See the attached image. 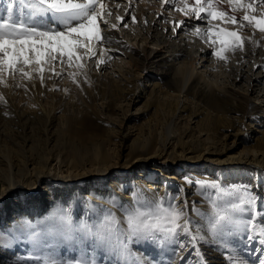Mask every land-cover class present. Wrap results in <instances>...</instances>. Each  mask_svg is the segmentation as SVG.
Returning <instances> with one entry per match:
<instances>
[{
  "label": "bare ground",
  "instance_id": "obj_1",
  "mask_svg": "<svg viewBox=\"0 0 264 264\" xmlns=\"http://www.w3.org/2000/svg\"><path fill=\"white\" fill-rule=\"evenodd\" d=\"M143 1H145L144 5L141 4L140 7H137V4L130 0L122 2L121 0L120 2L117 0H99L104 11H102L97 23L105 39L99 45L98 57H86L82 61L85 65L84 70H87L85 61L88 63L93 61L96 69L100 67L104 69L110 65L112 60L128 59L131 66L129 72L134 76L135 92L138 91V94L140 90L137 83L141 79L139 77L141 75L137 71L148 64L149 67L157 71L158 76L167 80V87L177 91L179 95L174 100L168 101L166 98L165 100L162 98L163 103L158 102V107L167 115V118L163 116L165 122L163 128L165 130L158 131L146 144L142 145L140 151L134 156L133 162L128 165L117 163L118 161L110 154L111 145L99 140L93 134L83 135L78 129L67 126L62 128L64 133L59 142L51 135V130L55 127L53 111L55 98L46 91L54 86L53 78L60 76L56 66L54 72L59 75L46 70L43 81H41L39 73H34L31 79L23 77L19 73L14 76L5 73L0 78V97H2L0 99V264L2 261L4 264H30L32 260L35 261L32 256L34 250L44 248L41 253L42 257L52 253L50 247L47 246L48 244L55 249V252L65 251L62 254L56 253V256L66 260L72 258V253H68L71 250L66 251V245L74 241L82 244L86 236L81 229L84 227L95 229L96 226L105 221L113 226L111 227L113 232L122 234V239L127 242L125 258L131 264L133 261L143 264L145 260L151 264H169L170 258H173L171 264H199L201 252L205 248L209 250L211 247L208 244H201L202 239L205 238L203 236L208 233L207 218L213 217L218 211H224L233 200L236 205L234 206L237 211L239 210L238 212H246L248 207L252 209L251 212H246L250 220H255L257 226L261 230L264 229V207L260 205V194L264 193V155L261 157L254 155L236 161H230L226 158L222 160L211 159L208 161L210 162L209 165L204 166L205 164H201V160H207L206 154L209 152L202 150L203 152L195 153L193 148L187 146V142L174 134V128L182 117L181 110L186 111L180 95L187 92L197 93L201 98L206 99V103L210 104L216 112L214 116L220 120H227L226 114L229 111L244 114L245 111L250 110L251 115H244L243 117L249 119L254 117L255 122L264 121L262 119L264 114L257 111L260 105L257 108L250 105L248 109L239 106L233 97V88L230 85L233 83L229 82V77H225L221 81L217 77L199 75L197 70L200 62L206 60L210 53L215 68L230 63L231 66L228 67V70L233 75L232 80L246 77V86L248 89L251 88L250 90L253 92L255 88L252 80L256 77L254 67L263 63L261 56H264L261 47L258 50L259 39L257 40L253 34L250 35V38L240 35L244 40L243 49H237L234 52L228 51L226 53L227 60H219L212 54L214 48L209 47L210 41L205 38L204 34H197L193 27L188 29L190 25L196 23L194 21L183 24L176 23L175 26H173L172 20L168 21L170 23L169 28H172L170 34H165L162 30L154 28L158 24V16L161 13L159 11L160 5L175 6L180 3L184 6L186 2L189 7H194L195 0H156L159 2L156 11L149 6L151 4L147 3L146 0ZM217 2L223 10H229L228 0H217ZM242 2L255 4L259 0H242ZM237 10L239 12L235 11L234 14L238 18L246 14L243 10ZM260 12L256 15L264 17V12L261 10ZM109 13L116 16L115 21L106 18ZM202 15L206 17V13ZM103 21L108 22V27L111 25L116 27H111L106 31L100 27V22L104 24ZM218 21L220 23L215 22L214 27L231 31L225 27L228 22L227 19ZM180 26L185 30L188 29L186 30L188 31L186 42L167 50L166 42L174 36L173 34ZM197 26L200 27V25ZM245 27L252 28L251 32L252 30L254 32L255 30L260 31L254 26H240V29ZM126 28L130 29L131 36L134 34L131 43L123 41L118 35L122 29ZM206 28L207 26H204L202 29ZM141 30L144 32V36L140 37L139 41L145 43V46L138 44L136 47L135 43H137ZM198 39L206 46L196 48ZM225 39L230 38L225 37ZM185 47H191L193 51L187 53ZM109 50L116 53L115 58L109 55ZM257 54L258 56H254ZM184 55H186V60L182 63L180 59ZM250 55L252 57L250 61L245 58V67L249 68L247 75L242 71L244 68L241 67V69L240 65L235 70L233 69L234 65L241 64L244 57ZM97 59H102L104 62L98 64ZM74 69L78 72L80 70L75 66ZM257 73L260 74L261 72L258 71ZM197 77L200 78L197 79ZM157 87L159 85L154 83L151 93ZM260 91L261 100L259 96L256 98L259 97L257 99L262 102L264 101V84ZM49 100H51V104ZM54 110H57V106ZM206 114L207 116L211 115L210 113ZM242 123L244 122L242 121ZM34 127L37 128L33 130ZM239 127L242 129L241 126ZM37 132L38 135H35L34 133ZM152 158L157 159L153 160ZM216 165L223 167L215 169ZM187 170H192V175H196V171L203 170L205 174L200 173L199 175H204L206 178H211V176L224 177L229 180L228 182L232 181L230 186L235 184L232 188L239 186L238 181L241 180L245 184L251 182V186L254 187L248 188V191L234 189L230 194L217 188L216 195L213 193V198L208 199L207 191L204 189L200 188L198 192L195 188H188L189 185L187 186L183 181V171ZM171 171H174L173 174H170ZM117 172L121 174L114 176L113 174ZM172 179L176 180L178 184L179 198H183L181 202L172 203L168 197L167 186ZM107 182L109 183L107 184ZM125 184H129L132 189L128 194L125 192ZM42 189L48 191L44 201L41 200L40 196ZM84 189L86 192L83 191ZM112 191L115 195L111 193ZM219 196L227 203L220 202L214 206L213 202ZM194 198L202 203V209L206 210V215H208L205 216L206 220L201 223L200 230L196 229L197 226L194 224L198 221L196 220L197 217L194 216ZM120 199L124 200V204L117 206ZM169 200L171 204L178 206L185 212L186 219L179 222L181 227L184 224L188 225L184 231L179 228L176 230L174 245L178 244L180 247L178 248L179 253L175 257H169V249L163 246L162 248L153 247L154 249H151L141 247V244L138 245L141 238L129 232L126 217H122L123 209L131 211L143 204L146 206L143 210H149L150 206L151 210L154 211L158 202H161L163 207H168ZM10 203H13L14 206L10 207ZM39 203H41L39 207H36ZM61 216L70 218L73 231L67 235L60 229L59 217ZM113 218L115 222L111 223ZM34 233L39 234L38 240L33 239ZM208 235L212 234L208 233ZM193 237L199 239H193ZM88 238L95 240V237ZM31 241L32 247L30 248L28 246ZM243 243L244 241L239 242L238 248ZM98 248L105 250V254L102 252L95 254L98 264L122 263L123 255V257L117 256L118 253H116L115 257H111L114 256L115 247L98 245ZM252 249L254 252L250 255L241 256L247 264H261V261H264V244L260 243ZM210 252H214V250H210ZM221 256L228 261L229 257L225 254ZM207 258L211 264H220L216 255Z\"/></svg>",
  "mask_w": 264,
  "mask_h": 264
},
{
  "label": "rangeland",
  "instance_id": "obj_2",
  "mask_svg": "<svg viewBox=\"0 0 264 264\" xmlns=\"http://www.w3.org/2000/svg\"><path fill=\"white\" fill-rule=\"evenodd\" d=\"M117 1L120 2V0ZM122 1L124 0H121V2ZM130 1H132V3L135 2V4H137V7H140L141 4L144 5L145 2L143 0ZM146 1L147 3L151 4L149 5L151 8L155 9V11L157 10L156 7L157 4H159L158 1ZM176 7L183 8L184 6L180 3L176 4L175 6L160 5L159 11H161V13L158 16V24H156L154 28L162 30L165 34H170L172 32V28H169L170 23L168 21L171 20L173 26L174 22L188 23L192 21L196 22V25H200L201 28L207 26V19L204 22H201L197 20L194 14H185V12H181ZM260 10L264 12V5H261L257 9L256 14L261 13ZM106 18L111 19L112 21L116 20V16L113 13H109L108 15H106ZM227 21V26H225L227 29L231 31H237L242 37L250 38V35L253 34L257 40L259 39L258 50H260L261 47V50L264 52L263 32H260L258 30H255V32L254 30H252L251 32L252 28L249 27L240 29L237 24H234L229 20ZM215 22L217 24L220 23L218 20L212 21L213 24ZM103 26H105V24H102L100 22V27L104 28L106 31L111 28ZM121 28H123V26H121ZM190 28H192V25H190L188 29ZM186 30L181 28V26L177 28V30L173 34L174 36L166 42L167 50H170L177 44L186 42V37H188V31ZM139 32L140 35L138 36V39L136 41L137 43H135L136 47L138 46V44H140V46H145V43L139 41V38L144 36V32L142 30ZM118 35L123 41L128 43H131L132 39L134 38V34L133 36H131V31L129 28L122 29V31H120ZM200 46L204 47L206 46V44L198 39L196 48ZM192 51L193 49L191 47H188L186 49L187 53ZM109 55L111 57H114L116 56V53L112 52V50H109ZM254 56H258V54ZM245 58H248V61H250L252 57L251 55L249 57H244L242 63L234 65L233 69L235 70L236 67L240 65V68H244H241L242 71L245 73V75H247L249 68L245 67ZM180 60L183 63L186 60V55H184ZM128 61L129 60L126 58H122L117 61L112 60L110 65L104 69H102V67L96 69L93 61L89 63L85 61L87 70H79V72L75 71L74 66L69 67L60 63L55 64L56 68H58L59 70L60 76L57 78H53L54 81L52 82H54V86L48 89L46 93L52 94L55 98L53 101L55 127H53V129L51 130V135H53V137L57 139L58 142L63 137L64 132L62 128L72 126L75 129H78V131H80L83 135L93 134L94 136H97L99 140L105 141L107 144H110L112 147V151H110V154L118 161L117 163H119L120 165H128L130 162H133L134 156H136L137 152L140 151L139 149L142 147V145L146 144L150 140V138L153 137L158 131L165 130V128H163L165 125L163 116H166L167 118V115L164 113V111L162 112V109L160 107H158V102L163 103L161 101L162 98L163 100H165L166 98L168 101L176 99L177 96H179L177 91L168 88L167 80L165 78H161V76H158V74H156L157 71L154 68L149 67L148 64H145V67L143 66L137 71L141 75L139 76L141 79H139L137 83L140 90L138 94V91L135 92L133 81L134 76L131 72H129L131 66ZM212 61V55L209 53L206 57V60L201 61L197 66L198 74L203 76H211V78L217 77L221 81H223L225 77H229V82L233 83L230 84L233 88V97L235 98L239 106L241 108L248 109L250 105L255 106L256 108L258 107V105H260V108H257V111L261 114H264V101L260 102L262 98L260 97V89L264 84V56H261V62L263 63L258 64L254 67V74L256 77H254L252 80V84L255 88V91L253 90V92L250 90L251 88L248 89V87L246 86V77L234 81L232 80L233 75L231 74L230 70H228V67L231 66L230 63L222 64L219 67L215 68L212 64ZM140 66L141 65L139 64V67ZM258 71H260L261 73L258 74ZM73 75H75L76 77V82L73 81ZM199 78L200 77H197V79ZM154 83L158 84L159 87L155 88L151 93V88ZM256 96H259L260 100L257 99L259 97L256 98ZM180 98L181 102H184V109L186 111L183 112V110H181L182 117H180V121L174 128V134L178 135V137L181 138L184 142H187V146L193 148L195 153L202 150H207V152H209V154H206L208 156V159L201 160V164H205L204 166H208L210 163L208 161H210L211 159L222 160L226 158L230 161H236L254 155L260 157L264 155V121L255 122L254 117H252L251 119H249L248 117H243L244 115H251L250 110L245 111L244 114L241 112L229 111L226 114L227 120H220L218 117L214 116L216 112L214 111L212 106L210 104H207L206 99L201 98L197 93H183L182 95H180ZM49 101L51 104V100ZM56 106L57 110L55 111L54 109ZM206 113H210L211 115L207 116ZM262 119L264 120V118ZM258 120H260V118H258ZM242 121L244 123H242ZM239 126H241L242 129ZM35 128L37 127H34L32 129L34 130ZM34 134L38 135V132ZM125 135L128 136L125 137ZM152 159L156 160L157 158ZM217 167L222 168L223 166L216 165L214 168L216 169ZM217 171L219 172V169ZM173 172L174 171H171L170 174H173ZM196 172V175H192V170H187L185 172L183 171V181L187 184V186L189 185L188 188H195L197 191H200V188H202L207 191L208 199L213 198V193L216 195L217 188L221 189L222 191L229 192L230 194L234 189L248 191V188L254 187L251 186V182L245 184L241 180L238 181L239 186L232 188L233 185L235 186V184L230 186L232 181L228 182L229 180L224 177L211 176V178H206L204 175V177L199 175L200 173L205 174V171L199 170ZM118 174L121 173L117 172L113 175L118 176ZM108 183L109 182H107V184ZM129 184L124 185L125 192L127 194L132 190L131 187H129ZM177 185L178 184L176 183V180L172 179V181L167 186L169 192L168 197L172 201V203H175V201L181 202V200L183 199L182 197L179 198L180 190L178 189ZM83 191L86 192L85 189ZM111 193L115 195L113 191ZM47 195L48 191L42 189V195H40L41 200L44 201ZM260 195V205L264 207V193H261ZM197 198L193 199L194 216L197 217L196 220H198H195L196 222L194 224L197 226L196 229L200 230L202 226L201 223L206 220L205 216L207 217L208 215H206L207 211L202 209V203L199 202ZM170 200L169 202H171ZM220 202L227 203L219 196V198H217L216 201L213 202V204L215 206ZM40 204L41 203H39L36 207H39ZM122 204H124V200L120 199V201H118L117 203V206ZM9 205L10 207L14 206L13 203H10ZM234 205L235 201L233 200L224 210V212L230 213L233 216L235 224L232 229L222 236L208 235V233L203 236L208 240V246L211 245L210 248L208 247L209 250L205 248L203 250V253H205L207 257H215L216 255L219 258L220 264H228V261L225 258L223 259L221 255L225 254L227 257H230L235 254L236 250H239V253L242 256L246 254L250 255V253L254 252L252 247H257L261 243V238H264V236L262 237L260 234L261 228L257 226L256 221H251L248 213H246L251 212L252 209L248 207L246 209V212H238L239 210L237 211V208L235 207L236 205ZM126 214V210L123 209L122 217H126ZM211 214L214 215V213ZM110 227L113 226L110 225ZM175 237L176 236L168 239L165 242H162L160 245L149 243L141 239L138 242V245L141 244V247H149L151 249L160 247L162 248L163 246L169 249V257H175L178 255V248L180 247L178 244L174 245ZM205 238H203L202 241ZM242 241H244L243 245L238 248L237 244L239 242L241 243ZM201 244L206 245L203 242H201ZM47 246L50 247V252L52 253H65V251L55 252V249L53 247H51L49 244ZM28 247H32V241L29 242ZM218 248H220L221 252L218 251ZM43 249L44 248H42L41 250H34L32 256L35 261L36 259L40 260L42 258L41 253L43 252ZM115 249L113 252L114 256L111 257H115L116 253H118L117 256H124V258L122 259V263L120 262L121 264H131L128 259L125 258L126 250L121 251V249L118 247H115ZM68 250L71 251L68 252ZM82 250H85V252L89 255H95L97 254V252H102L103 254H105V250L99 249L98 245L93 247V240L88 237H85L83 239L82 244H78L74 241L66 245V251L70 254L72 253L71 257H78L81 254ZM210 250H214L216 254L214 252H210ZM89 251L91 252V254ZM172 262L173 258H170L169 264H171ZM1 263L4 264L3 261Z\"/></svg>",
  "mask_w": 264,
  "mask_h": 264
},
{
  "label": "snow or ice",
  "instance_id": "obj_3",
  "mask_svg": "<svg viewBox=\"0 0 264 264\" xmlns=\"http://www.w3.org/2000/svg\"><path fill=\"white\" fill-rule=\"evenodd\" d=\"M229 10H223L217 0H195V6L189 7L185 2L179 9L185 14H194L197 20L204 22L207 19V28L193 24L197 34L203 33L210 41L209 47L214 48V54L219 60H227L228 51L243 49L244 40L237 31H226L223 28L214 27L213 19H227L240 26H254L264 32V17L256 15L257 9L264 5V0L258 3H243L242 0H228ZM237 9L246 14L237 17L234 13ZM103 5L99 0H2L0 2V78L5 73L14 76L21 74L28 79L33 78L34 73L40 74L43 81L46 70L54 72L55 64L60 63L69 67L75 66L81 71L85 65V58L98 57L99 45L105 39L97 23L100 19ZM206 13L205 15H202ZM231 13V14H229ZM106 27L108 22L103 21ZM181 23L183 22H174ZM115 28V25H111ZM225 37L230 39L226 40ZM97 59V63H103ZM30 69V70H29ZM86 76V73H85ZM76 82L75 75L72 76ZM6 86V85H5ZM2 99V97H0ZM191 182V181H189ZM187 203V201H185ZM145 205L126 210V222L132 235H137L149 243L160 245L162 242L177 235V229H187L188 225L181 227L179 223L186 219L185 212L168 203L163 207L161 202L155 206V210L145 209ZM60 229L67 235L73 231L70 218L59 217ZM114 218L111 223H114ZM235 221L232 214L221 211L208 218L207 232L215 236H222L229 232ZM170 225V226H168ZM86 237H95L93 247L96 245L118 247L121 251L127 249V242L122 239V234L113 232L110 223L105 221L96 226L81 229ZM264 236V229L261 230ZM33 239L38 240L39 234L34 233ZM193 239H199L193 237ZM207 244L208 240L204 239ZM264 244V240L260 241ZM30 264H98L94 254L89 255L83 250L78 257L63 259L55 253H49L40 260ZM132 264H140L133 261ZM143 264H151L144 261ZM199 264H211L203 251ZM228 264H247L236 250L235 254L228 258ZM264 264V261H261Z\"/></svg>",
  "mask_w": 264,
  "mask_h": 264
}]
</instances>
